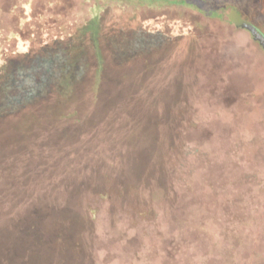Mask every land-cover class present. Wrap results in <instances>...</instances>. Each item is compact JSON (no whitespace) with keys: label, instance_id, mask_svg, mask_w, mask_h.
<instances>
[{"label":"trees","instance_id":"obj_1","mask_svg":"<svg viewBox=\"0 0 264 264\" xmlns=\"http://www.w3.org/2000/svg\"><path fill=\"white\" fill-rule=\"evenodd\" d=\"M83 1L69 33L0 52V264H264V77L215 47L166 68L195 28L162 9L215 2Z\"/></svg>","mask_w":264,"mask_h":264},{"label":"rangeland","instance_id":"obj_2","mask_svg":"<svg viewBox=\"0 0 264 264\" xmlns=\"http://www.w3.org/2000/svg\"><path fill=\"white\" fill-rule=\"evenodd\" d=\"M144 5L139 7L136 14L154 17L162 9L158 0H143ZM148 1H152L153 4ZM208 4L215 2L219 11L184 10L181 5L168 6L162 13L184 18L191 22L195 34L190 40H184L179 45L164 51L165 60L172 62L170 70L190 69L195 66L198 74L209 70L212 65L208 63V56L212 48L216 54H225L230 63L237 60L245 65L253 74L264 77V50L255 41L253 34L245 29L241 22L249 23L264 34V2L254 0H205ZM92 2V1H91ZM83 0H0V52L7 56L16 53L24 45L36 46L55 36L69 33L76 24L78 14L91 9L94 2ZM102 1L100 5H102ZM132 10H134L132 8ZM131 9L114 7L102 15L103 21L113 19V16L128 17ZM105 16V17H104ZM201 49V50H200ZM232 58V60H231ZM168 65V61L166 62ZM183 66V67H182ZM170 70H168L170 72ZM157 71V69L155 70ZM203 80L200 77V83ZM181 84V82H180ZM198 91L196 90V94ZM217 90L212 88V119H216L213 108L215 101L213 95ZM204 111V110H203ZM196 114L209 117L208 112L197 111ZM227 118V113H222ZM213 148V141H212Z\"/></svg>","mask_w":264,"mask_h":264},{"label":"water","instance_id":"obj_3","mask_svg":"<svg viewBox=\"0 0 264 264\" xmlns=\"http://www.w3.org/2000/svg\"><path fill=\"white\" fill-rule=\"evenodd\" d=\"M242 26L249 30L252 34L253 37L255 39V41L262 47V49L264 50V34L258 30L257 28L251 26L249 23L246 22H241Z\"/></svg>","mask_w":264,"mask_h":264}]
</instances>
